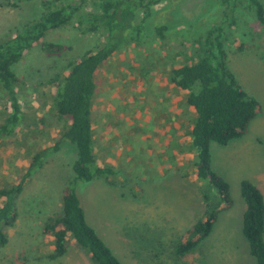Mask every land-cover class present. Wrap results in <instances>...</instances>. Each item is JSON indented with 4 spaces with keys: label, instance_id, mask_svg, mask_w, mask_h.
I'll use <instances>...</instances> for the list:
<instances>
[{
    "label": "rangeland",
    "instance_id": "1",
    "mask_svg": "<svg viewBox=\"0 0 264 264\" xmlns=\"http://www.w3.org/2000/svg\"><path fill=\"white\" fill-rule=\"evenodd\" d=\"M244 2L237 1L235 22L224 26L221 39L226 65L260 111L242 136L210 145L211 167L228 182L233 201L219 211L211 232L191 253L175 255L185 231L204 217L202 195L212 206L219 196L195 176L196 152L188 133L196 113L187 91L172 82L171 70L205 55L203 39L211 26L224 23L225 9L218 0H160L145 20L144 35L121 37L95 74L94 150L97 163L113 168L111 174L74 180L76 148L64 138L70 118L59 117L54 104L68 61L103 46L104 34L82 33L72 24L59 27L44 40L60 48L48 53L33 44L12 66L22 116L12 132L0 136V187L24 181L15 219L4 226L0 264H94L71 238L64 255L48 256L53 237L43 227L61 210L66 186L74 188L87 222L123 264H255L241 230L240 182L252 181L264 197V26ZM40 10L33 1L0 6V38L13 35ZM161 23L167 25L163 39L154 32ZM7 107L1 98L0 125ZM45 148L41 167L30 170L32 156Z\"/></svg>",
    "mask_w": 264,
    "mask_h": 264
},
{
    "label": "trees",
    "instance_id": "2",
    "mask_svg": "<svg viewBox=\"0 0 264 264\" xmlns=\"http://www.w3.org/2000/svg\"><path fill=\"white\" fill-rule=\"evenodd\" d=\"M18 1L37 2L41 10L35 19L26 22L13 35L0 38V97L7 101V108L10 109L0 125V136L12 132L22 116L15 90L17 78L12 66L21 59L23 52L33 44L40 43L45 52L53 53L61 46L45 41V35L68 24L82 33L101 31L106 39L103 46L68 61L67 71L55 87L54 104L59 117L70 118L64 138L76 148L72 165L74 180L87 182L113 173V168L97 163L94 150L91 108L96 90L95 74L99 66L115 52L121 37L144 35L145 20L151 16L152 5L160 0H0V6L17 7ZM218 1L225 9L224 23L208 29L202 44L205 55L171 70L172 82L187 91V103L196 113L188 133L196 152L195 176L207 182L219 196V201L212 206L207 194L202 195L204 217L195 221L176 244L174 252L178 257L191 253L211 232L219 211L228 209L233 203L228 182L211 167V143L226 145L230 140L242 136L260 111L259 102L242 88L225 62L221 37L224 26L230 27L235 22L233 12L238 0ZM243 1L246 10L251 11L264 26V0ZM139 13H143L140 19ZM166 30L164 23L154 25V32L161 39L165 38ZM58 143L54 146L56 149ZM46 149L32 156L30 170L41 167ZM29 173L24 174V178ZM23 181L21 179L0 187V247L7 243L4 226L12 224L15 219V201L22 191ZM240 195L245 202L242 233L255 264H264L263 193L252 181L244 179L240 182ZM43 231L53 237V250L48 255L50 258L64 255L71 238L87 252L94 264H123L87 222L79 197L71 186L64 187L61 210L45 222Z\"/></svg>",
    "mask_w": 264,
    "mask_h": 264
}]
</instances>
